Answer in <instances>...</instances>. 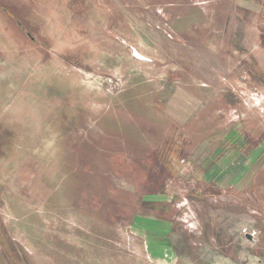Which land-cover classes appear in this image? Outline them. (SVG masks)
Here are the masks:
<instances>
[{"label": "rangeland", "instance_id": "374dc122", "mask_svg": "<svg viewBox=\"0 0 264 264\" xmlns=\"http://www.w3.org/2000/svg\"><path fill=\"white\" fill-rule=\"evenodd\" d=\"M239 4L0 0V264H162L132 227L159 217L158 191L180 205L173 249L198 251L203 204L215 203L186 172L200 128L164 108L187 57L194 67L223 41L213 29ZM242 191L253 220L261 205Z\"/></svg>", "mask_w": 264, "mask_h": 264}, {"label": "crops", "instance_id": "0c3cea01", "mask_svg": "<svg viewBox=\"0 0 264 264\" xmlns=\"http://www.w3.org/2000/svg\"><path fill=\"white\" fill-rule=\"evenodd\" d=\"M228 17L224 26L213 29L223 41L213 42L208 47L211 53H204L202 60L196 57L194 67L188 57L186 65L181 62L184 82L167 93L164 108L179 111V118L174 117L177 124L182 117L185 127L200 128V141L192 152L199 161L186 172L202 176L210 190L215 203L205 202L202 211L212 231L203 236L198 232L201 245L197 252L190 250L198 257L187 263L185 256L191 252L181 253L184 250L173 249L170 242V211L180 206L177 202L169 204L165 194L154 192L159 200L150 197L148 210H157L159 217L144 213L132 219L133 229L144 237L147 254L162 264L172 263L175 255L185 264H264V0H240ZM247 188L261 205L254 208L253 220L242 199ZM188 242L185 248L191 247Z\"/></svg>", "mask_w": 264, "mask_h": 264}, {"label": "water", "instance_id": "95a60500", "mask_svg": "<svg viewBox=\"0 0 264 264\" xmlns=\"http://www.w3.org/2000/svg\"><path fill=\"white\" fill-rule=\"evenodd\" d=\"M247 237L249 238V235H247Z\"/></svg>", "mask_w": 264, "mask_h": 264}]
</instances>
